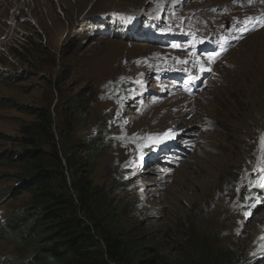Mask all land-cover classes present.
Listing matches in <instances>:
<instances>
[{"label":"rangeland","instance_id":"374dc122","mask_svg":"<svg viewBox=\"0 0 264 264\" xmlns=\"http://www.w3.org/2000/svg\"><path fill=\"white\" fill-rule=\"evenodd\" d=\"M77 1L0 11V223L31 198L11 191L5 155L46 107L61 151L66 126L79 142L100 137L87 177L144 264H264V188L249 183L264 156V78L246 81L264 65V0ZM28 256L0 233V262Z\"/></svg>","mask_w":264,"mask_h":264},{"label":"trees","instance_id":"16d2710c","mask_svg":"<svg viewBox=\"0 0 264 264\" xmlns=\"http://www.w3.org/2000/svg\"><path fill=\"white\" fill-rule=\"evenodd\" d=\"M63 109L67 111V122L78 113H75L77 104H67ZM31 113L35 114L36 121L23 129L21 152L10 156L8 151L5 155L17 168L11 191L14 190L15 196L29 193L31 198L0 223L1 237L25 247L29 256L27 261L10 258L0 264H144L149 261L143 258L146 249L138 248L127 229L110 224L109 211L102 209L103 191L87 177L103 144L100 137L79 142L67 134L70 128L66 126V135L61 129V137L67 142V148L61 151L52 132L49 109L43 107ZM79 152L85 154V161L78 160L76 153ZM195 250L204 261L214 256L212 246L207 249L199 246Z\"/></svg>","mask_w":264,"mask_h":264},{"label":"snow or ice","instance_id":"6c2138e0","mask_svg":"<svg viewBox=\"0 0 264 264\" xmlns=\"http://www.w3.org/2000/svg\"><path fill=\"white\" fill-rule=\"evenodd\" d=\"M245 23L247 24L248 21H245ZM245 30H247V28H245ZM173 47H179V45H173ZM214 56L210 55L208 57L209 61H213L214 60ZM182 63H184V61H181ZM199 62V61H198ZM202 72L203 71H210V69H205L203 67V65H201V69H200ZM190 79H192V77H190ZM164 137H167V138H171V130H169L168 132H165L162 134ZM148 139L152 140V139H155L156 142H159V139L158 138H152V137H149ZM260 143L262 145V148H264V136H261L260 138ZM253 172L254 173H257V179H254V180H250L249 183L250 185H254V186H257V187H260V188H264V156H262L261 158L258 159L255 167L253 168ZM246 200H251L252 198L251 197H245ZM259 201H256V203H258ZM255 206V203H252V204H249V205H246V207H254ZM245 217H247L249 215V212L245 211L244 213ZM239 234V233H238ZM259 240L262 242L258 245V249L260 250H264V235H261L259 237ZM252 255H256V253H252Z\"/></svg>","mask_w":264,"mask_h":264},{"label":"bare ground","instance_id":"6f19581e","mask_svg":"<svg viewBox=\"0 0 264 264\" xmlns=\"http://www.w3.org/2000/svg\"><path fill=\"white\" fill-rule=\"evenodd\" d=\"M35 2L37 0H24V3L29 2ZM77 1V0H76ZM17 0H0V11L3 13L8 9L9 7L14 8L16 6ZM79 2V1H77ZM81 3V2H80ZM52 5V3H51ZM32 15V14H31ZM52 18V17H51ZM38 22V20H37ZM39 23V22H38ZM43 26V25H41ZM48 28V27H47ZM53 28V27H52ZM3 30V29H2ZM44 30V29H43ZM52 30V29H51ZM56 30V29H55ZM50 31V30H49ZM54 31V30H53ZM1 32V31H0ZM59 34V33H58ZM60 35V34H59ZM253 74H247L246 81L248 82H258L261 81L262 78H264V65L259 66L256 65V70L252 72ZM245 78V77H244ZM239 81V80H238ZM245 81V80H244ZM245 83V82H244Z\"/></svg>","mask_w":264,"mask_h":264}]
</instances>
